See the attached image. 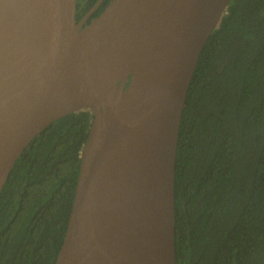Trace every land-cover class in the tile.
<instances>
[{"label":"water","instance_id":"1","mask_svg":"<svg viewBox=\"0 0 264 264\" xmlns=\"http://www.w3.org/2000/svg\"><path fill=\"white\" fill-rule=\"evenodd\" d=\"M0 0V193L42 130L93 111L56 264H177L175 169L200 53L231 0Z\"/></svg>","mask_w":264,"mask_h":264},{"label":"trees","instance_id":"2","mask_svg":"<svg viewBox=\"0 0 264 264\" xmlns=\"http://www.w3.org/2000/svg\"><path fill=\"white\" fill-rule=\"evenodd\" d=\"M97 0H77V20ZM111 0H102L86 23ZM93 111L54 120L0 193V264H56ZM177 264H264V0H231L187 93L175 169Z\"/></svg>","mask_w":264,"mask_h":264}]
</instances>
